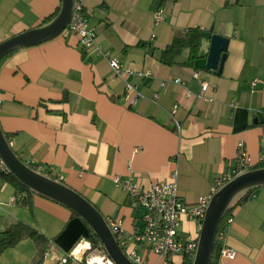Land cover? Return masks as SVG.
<instances>
[{"label": "crops", "instance_id": "0c3cea01", "mask_svg": "<svg viewBox=\"0 0 264 264\" xmlns=\"http://www.w3.org/2000/svg\"><path fill=\"white\" fill-rule=\"evenodd\" d=\"M58 7L60 0H0V42L42 25ZM158 8L164 18L155 25ZM85 10L98 43L131 72L113 79L107 60L85 51L69 28L8 54L0 62V126L19 158L52 166L50 175L106 219L120 218L127 235L140 231L143 211L114 176L148 188L177 171L179 198L194 205L235 167L239 142L257 162L264 151V0H85ZM189 28L201 31L197 56L190 62L185 48L175 63H162V50ZM212 34L229 39L220 73L206 69ZM200 81L209 83L204 96L211 101L197 96ZM126 82L143 94L132 105L124 99ZM175 104L180 133L169 115ZM0 203V232L22 222L48 239L42 264H82L76 249L90 229L68 208L3 176ZM229 218L222 245L215 237V264H264V186ZM200 229L183 219L178 231L197 240ZM221 246L235 258L222 256ZM36 251L23 239L0 253V264H31ZM156 259L145 256L147 264ZM192 260L177 254L172 264Z\"/></svg>", "mask_w": 264, "mask_h": 264}, {"label": "built area", "instance_id": "2783aa9c", "mask_svg": "<svg viewBox=\"0 0 264 264\" xmlns=\"http://www.w3.org/2000/svg\"><path fill=\"white\" fill-rule=\"evenodd\" d=\"M163 18L164 11L162 8L154 11L153 19L155 25H158ZM68 28L77 35L79 43L85 51H90L107 60L112 70L113 79H123L125 74L131 72L128 69H124L120 61L116 57L111 56L109 50L104 49L98 43L95 29L91 25L85 10V0H73V12ZM194 77L198 78V73H194ZM174 81L182 83L179 79H175ZM257 81V79L253 80L252 85H256ZM200 86L201 92L197 96L211 101L210 98H205L204 96V92L209 88V83L200 81ZM142 97L143 94L137 91L133 84L126 82L124 99L128 105L136 103ZM157 98L158 94L154 93L153 101H156ZM177 111L178 105L175 104L170 109L169 115L175 131L180 133L182 123L177 117ZM236 161L235 167L230 172L215 179L210 196L202 197L194 205H187L179 198L177 171L171 174L169 181L154 180L148 188H141L128 177L114 176L113 180L115 184L123 188L128 198L134 201L143 211L140 231L128 235L124 230L123 222L120 218L109 217L106 219L112 233L127 256L136 264H147L145 260L147 253H152L157 257L153 264H172L173 257L177 254L192 260L195 255L197 240L191 237L185 238L179 234L178 228L182 220H195L199 223V228H201L211 195L235 176L253 169L255 166L264 167V151L259 154L257 162L254 163L244 143L239 142L237 145ZM28 165L39 172L53 173L52 166L36 165L32 160ZM0 172L5 175L11 174L1 156ZM24 195L25 191L21 190L9 202L14 204ZM0 205H3V203H0ZM231 221V218L227 219L226 225L231 223ZM224 236V229L217 232L216 238L219 244H221L220 241L223 240ZM140 248H142V251H140ZM76 250H79L81 253L82 264H114L104 252L100 242L98 246L94 247L91 241L85 240L77 245ZM221 255L233 259L236 252L225 246H221Z\"/></svg>", "mask_w": 264, "mask_h": 264}, {"label": "water", "instance_id": "95a60500", "mask_svg": "<svg viewBox=\"0 0 264 264\" xmlns=\"http://www.w3.org/2000/svg\"><path fill=\"white\" fill-rule=\"evenodd\" d=\"M73 0H60L58 13L49 22L15 34L0 42V62L11 52L53 39L68 28ZM229 39L212 34L207 70L220 73L225 62ZM0 156L10 173L29 190L74 212L85 221L114 264H136L124 252L112 233L106 218L83 195L63 182L53 179L26 164L13 151L0 126ZM264 186V167L247 170L214 192L207 204L197 247L191 264H209L219 224L232 202L248 190Z\"/></svg>", "mask_w": 264, "mask_h": 264}, {"label": "trees", "instance_id": "16d2710c", "mask_svg": "<svg viewBox=\"0 0 264 264\" xmlns=\"http://www.w3.org/2000/svg\"><path fill=\"white\" fill-rule=\"evenodd\" d=\"M59 8L47 17L44 20V23L49 22L52 18L55 17V15L58 13ZM201 31L199 28H189L183 35L181 36H175L172 41L162 50L160 61L166 65H171L177 61V58L179 57L181 51L185 48L189 49V61L192 62V60L197 56V51L199 47V41H200ZM4 59V58H3ZM2 59V60H3ZM262 166H255V168H260ZM47 176L56 179L54 176L50 174H46ZM0 176H3L7 179H9L11 182L16 184L21 189L29 190L25 185H23L14 175H5L0 172ZM57 180V179H56ZM33 192V191H31ZM251 192V190H248L244 192L241 196H239L237 199H235L232 204L228 207L226 210L220 224H219V230L224 228V225L226 223V220L232 210V208L240 203L243 199H245L248 194ZM35 193V192H34ZM37 194V193H36ZM39 195V194H38ZM70 210V209H69ZM73 217H78L74 212L70 210ZM85 222V221H84ZM85 224L88 226V224L85 222ZM89 228V226H88ZM90 229V228H89ZM23 239H31L34 241L37 251L35 256L33 257L31 264H42L45 256V251L48 246V239L41 234L39 231H37L32 226L18 222L7 229L0 232V253L3 252L5 249L13 247L16 245L19 241ZM88 240L92 242L93 246L96 247L99 245V240L96 238V236L93 234V232L90 230V236L88 237ZM219 253V247L216 244V241L213 246V252L210 259L209 264H215V255ZM191 264V261L190 263Z\"/></svg>", "mask_w": 264, "mask_h": 264}]
</instances>
